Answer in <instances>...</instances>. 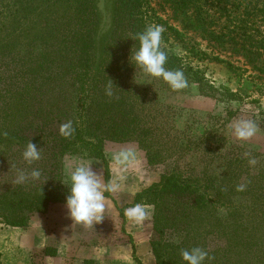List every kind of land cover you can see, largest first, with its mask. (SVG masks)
I'll list each match as a JSON object with an SVG mask.
<instances>
[{"label": "trees", "instance_id": "1", "mask_svg": "<svg viewBox=\"0 0 264 264\" xmlns=\"http://www.w3.org/2000/svg\"><path fill=\"white\" fill-rule=\"evenodd\" d=\"M164 1L185 28L200 32L215 49L241 58L264 78V0ZM108 8L110 20L103 26L100 0H2L0 165L9 176L0 173V223L28 227L35 213L65 203L66 155L108 165L107 141L134 140L155 165L165 160L164 147L171 143L175 154L199 152L208 163L176 164L136 193L134 205L154 207L158 239L151 247L156 263L186 264L181 251L198 246L214 257L211 264H264V255L253 249L264 246V235L258 237L257 232L264 225V162L248 163L262 155L239 152L241 147L224 150L207 129L185 140L168 135L169 142L159 145L150 126L158 120L146 113L148 90L136 83L143 73L130 62L132 49L139 47L136 34L151 25L144 0H108ZM165 52L166 69L182 70L187 81L177 92H188L195 83L201 94L216 96L193 65L173 51ZM110 79L113 97L105 94ZM57 86L59 94L51 100L49 89ZM221 97L241 99L240 92L226 87ZM69 120L75 132L65 139L59 128ZM29 141L41 148V159L32 165L22 159ZM218 157L222 168L216 171L210 166ZM33 169L41 171L39 180L15 182L18 171ZM238 185L244 190L237 191ZM245 196L248 205L241 203ZM245 227L253 229L252 235ZM212 234L224 237L225 243L207 246L205 238Z\"/></svg>", "mask_w": 264, "mask_h": 264}, {"label": "rangeland", "instance_id": "2", "mask_svg": "<svg viewBox=\"0 0 264 264\" xmlns=\"http://www.w3.org/2000/svg\"><path fill=\"white\" fill-rule=\"evenodd\" d=\"M1 2L2 0L0 7ZM144 3L149 23L162 25L164 28L162 49L175 52L183 57L184 61L193 65L199 76L203 77V83L216 93L214 97L203 95L195 83L188 92L172 91L161 78L137 75L138 86L146 87L148 90L146 113H150L148 115L150 119L156 117L158 120L157 124L151 122L150 125L154 129L156 142L164 145L169 142L170 135L180 136L185 140L191 133H199L207 129L213 133L215 142L224 150L226 147L231 149L241 147L239 152H256L262 155L256 157V162H264V129L259 126L262 122L261 125L264 124V78L261 74L246 65L241 58L215 49L200 32L185 28L183 22L164 0H144ZM225 87L240 92L241 99L225 100L221 97V91ZM58 88L57 86L55 89H49L47 96L51 100L59 94ZM230 110L234 113L229 114ZM242 120L254 121L258 129L257 133L248 140L237 139L232 131V125ZM107 142L112 143L111 145L117 143L120 149L106 152V156L110 154V160L114 156L120 157L123 162L128 163L126 171L124 172L123 168L121 170L117 160L113 165L109 162L105 165L103 162L97 168L103 185L112 183L119 185V188L116 192L105 191L104 194L108 198L106 219L94 224L92 228H85L84 233H93V237H84L85 241L74 247L83 257L92 260L93 264H138V260L141 264H157L151 247V241L158 239V234L153 228V205H150L151 216L141 225H135L127 220L124 209L134 205L138 191L158 181L163 173L170 171L176 164L186 166L189 162H195L194 164L201 167L207 165L208 158H202L199 152L193 151L183 155L175 154L170 149L171 143H168L164 147L166 152H163L165 160L150 165L146 151L137 141ZM74 157L88 158L66 155L64 159L74 168L80 165V162H75ZM221 164L222 159L218 157L210 167L217 171L222 168ZM2 166L0 165V173L5 171L8 177L9 172ZM65 175L67 176L66 173ZM68 178L69 176H67L69 181ZM248 202L249 196L241 200L242 205H248ZM223 211L225 214V210ZM245 229V233L252 235L253 229L250 227ZM257 232L258 237L264 235V225L258 227ZM205 242L207 246L214 247L223 245L225 238L212 234L206 236ZM258 247L253 246V249L260 251L259 255H264V246L258 245ZM85 258L83 261H76L75 264H85Z\"/></svg>", "mask_w": 264, "mask_h": 264}, {"label": "clouds", "instance_id": "3", "mask_svg": "<svg viewBox=\"0 0 264 264\" xmlns=\"http://www.w3.org/2000/svg\"><path fill=\"white\" fill-rule=\"evenodd\" d=\"M162 25H148L142 32L136 34L135 41L139 47L131 51L130 62L135 68L150 78H162L173 91H178L187 87V81L182 70H168L165 67L167 54L162 49ZM114 82L110 79L105 87V94L113 97ZM234 136L239 140H248L258 131L257 126L252 120H242L232 125ZM75 132L73 121L63 123L59 128V134L65 139L70 138ZM7 135V133H3ZM250 155V154H246ZM127 157H125L126 159ZM22 159L27 165L41 159V148L32 141L26 144L22 153ZM118 163L123 161L116 157ZM250 165H255L254 158L249 159ZM41 171L33 169L31 172L18 171L15 182L22 184L29 179L35 181L41 178ZM69 192L66 196L65 207L74 223H81L92 226L104 219L105 211V191L116 192L119 185L109 183L107 186L101 183L99 174L93 171L87 163H82L75 167L69 175ZM244 185H238L237 191H243ZM152 213V206L137 203L124 209V216L135 225H141ZM181 257L186 264H208L214 260L208 251L201 247H193L190 250H182Z\"/></svg>", "mask_w": 264, "mask_h": 264}, {"label": "crops", "instance_id": "4", "mask_svg": "<svg viewBox=\"0 0 264 264\" xmlns=\"http://www.w3.org/2000/svg\"><path fill=\"white\" fill-rule=\"evenodd\" d=\"M111 144L110 142L105 144L107 153L120 149L117 143ZM74 158L75 162H80V164L87 163L97 173V168L103 163L102 160L95 158ZM110 158L111 155H107L108 162L115 164L116 156L112 158L113 161ZM127 164L123 162L117 165H121V170L123 168L125 172ZM64 166L67 176L75 169L66 162V159H64ZM107 201L108 198L105 195L104 220L108 212ZM92 226L74 223L65 203H53L46 213H35L28 227L0 223L1 262L2 264H71L73 261L72 264H75L76 261H83L85 257L78 253L74 246L82 244L85 241L84 237H93V233H84L85 228L89 229ZM87 260L89 259L85 258V261Z\"/></svg>", "mask_w": 264, "mask_h": 264}, {"label": "water", "instance_id": "5", "mask_svg": "<svg viewBox=\"0 0 264 264\" xmlns=\"http://www.w3.org/2000/svg\"><path fill=\"white\" fill-rule=\"evenodd\" d=\"M100 9L102 11L103 17V26L108 25L109 23V8H108V0H100Z\"/></svg>", "mask_w": 264, "mask_h": 264}]
</instances>
